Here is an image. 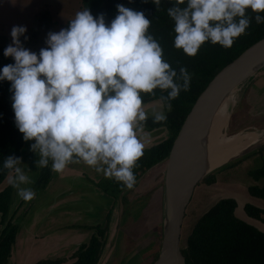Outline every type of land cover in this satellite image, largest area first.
Instances as JSON below:
<instances>
[{
  "label": "clouds",
  "instance_id": "1",
  "mask_svg": "<svg viewBox=\"0 0 264 264\" xmlns=\"http://www.w3.org/2000/svg\"><path fill=\"white\" fill-rule=\"evenodd\" d=\"M170 5L173 47L188 56L206 42L231 48L253 21L264 24V0H170ZM116 9L110 22L103 13L77 11L67 28L47 34L38 53L21 41L28 39L26 26L14 25L3 51L13 63L0 67V82H10L14 125L23 141L31 142L37 169L62 173L83 162L132 189L133 170L148 142L144 96L166 92L159 99L171 110L168 102L189 90L191 77L185 67L177 72L164 59L143 11L124 4ZM151 118L161 123L167 115L153 110ZM21 165V157L8 155L0 170H8L17 195L28 202L36 193L24 187L31 183V169Z\"/></svg>",
  "mask_w": 264,
  "mask_h": 264
},
{
  "label": "trees",
  "instance_id": "2",
  "mask_svg": "<svg viewBox=\"0 0 264 264\" xmlns=\"http://www.w3.org/2000/svg\"><path fill=\"white\" fill-rule=\"evenodd\" d=\"M82 3L83 9L88 8L94 16L103 13L106 22H110L117 14V4H124L130 9L143 11L146 17L151 19L149 32L161 44L164 59L177 72L180 67H185L191 77L189 90L181 91L176 99L168 102L171 104V110L168 109L167 103H164L167 120L153 123L152 118L149 117L145 123L150 129L167 128L168 136L159 144L145 149L144 156L133 170L137 183L151 168L168 158L179 130L199 94L223 65L264 37V24H256L253 21L245 34L234 41L231 48H223L219 44L206 42L195 56H188L182 50L173 47V21L167 15V8L171 6L170 0H161L158 8L151 0H82ZM249 15L254 16L255 13H249ZM4 48V46L0 47V67L13 63L12 58L3 56ZM40 49L33 50V52L38 53ZM9 87L10 82H0V168L8 155L21 157L25 146L22 134L14 125ZM161 95H166V92L161 93L157 90L154 96L145 95V103L158 99ZM252 154H260L263 157V164L249 171L253 182L247 189L251 196L264 201V147L250 155ZM245 157L224 165V167L237 164ZM8 176V170H0V188ZM49 176L50 172L45 168L38 180L39 185L46 183ZM200 183L208 186L217 183L215 172L208 174ZM95 185L114 199H119L121 194L128 190L114 179L105 177ZM12 196V185L0 189V213L3 223L6 225L8 222L0 236V264H11L12 248L17 234V226L8 219L13 202ZM237 208V199L224 197L216 201L197 219L182 248L186 264H264V232L240 218L237 215ZM243 210L249 217L264 222V207L245 203ZM111 211L108 213L105 225L89 227L95 232L91 239L75 252L76 261L70 264H99L109 239ZM64 263L66 264L65 259H44L35 264Z\"/></svg>",
  "mask_w": 264,
  "mask_h": 264
},
{
  "label": "rangeland",
  "instance_id": "3",
  "mask_svg": "<svg viewBox=\"0 0 264 264\" xmlns=\"http://www.w3.org/2000/svg\"><path fill=\"white\" fill-rule=\"evenodd\" d=\"M80 10H83L82 0H0V47L11 44L10 30L14 25H23L27 28L26 35L28 36L26 41L21 37L24 46L31 51L44 48L46 47L47 34L66 28L69 20ZM45 15H47L46 18H44ZM257 78H264V76L260 75ZM257 78L246 82L239 90L229 124L225 130L223 129L224 134L229 135V133L237 130L248 131L255 127H264V119L260 118V115L264 114V82L260 83L261 81H257ZM161 109V107H156L153 110ZM164 111H166L165 104ZM159 134L163 135L160 138L167 135L162 128L151 130L149 135L154 137ZM30 143L25 142L24 149ZM21 158V166L23 167L24 159L26 160L25 151ZM32 159L34 163L25 166V168L31 169L28 171L31 183L24 187L34 190L36 193L35 198L26 202L24 207H13L18 201L16 199V189L11 205L12 211L14 210L15 213L21 212L20 216H24L28 208L35 209L32 211L33 215L31 217L28 215L24 217L26 225L29 223L43 226L62 225V221L74 226H81L86 221L93 222L95 225L104 224L108 213L113 209L110 216L112 225L108 243L99 264H132L149 252L152 246L161 238L166 163L159 164L149 170L132 189L126 190L119 199L115 200L102 190L95 189L96 185L94 188V184L90 186L83 178L81 180L76 179L73 182L70 180L74 189L72 194L65 191L60 193L59 189L56 190L58 184H54L59 183V181H54L48 189L41 192L36 189V185L42 169H37L35 166V161L38 159L35 153ZM262 164L263 157L260 154H252L237 164L227 167L222 166L214 170L213 172H215L217 178L216 185L208 186L205 183L197 185L186 210L182 246L186 244V239L197 219L216 201L224 197L237 199L242 205L237 215L264 232V222L249 217L243 210L245 203L264 206V201L251 196L247 189L249 184L253 182L249 171L259 168ZM52 174H54L52 180L56 177V174L60 178L59 173L52 172ZM101 178L102 176L98 181ZM5 186L2 185L0 189L2 190ZM92 189L97 190V192H91ZM76 193L83 194L77 197L74 202L70 201L71 198L68 199L70 213L68 215L64 214L62 202H59V200ZM64 257L69 262L75 261L73 254Z\"/></svg>",
  "mask_w": 264,
  "mask_h": 264
},
{
  "label": "water",
  "instance_id": "4",
  "mask_svg": "<svg viewBox=\"0 0 264 264\" xmlns=\"http://www.w3.org/2000/svg\"><path fill=\"white\" fill-rule=\"evenodd\" d=\"M263 70L264 37L223 65L199 94L179 130L168 158L159 163H166L161 238L149 252L132 264H186V258L182 252L183 223L197 185L214 170L264 147V137H262L257 142L233 153L226 160L212 164L210 156L211 128L224 99L235 88L240 87L239 90H241L246 82L255 78ZM145 104L149 117L156 107H161L164 111V103L159 98ZM228 124L229 121L226 127ZM159 128L166 132L165 127ZM261 130L264 128L255 127L249 131ZM241 132L243 130H237L229 135L235 136ZM160 142H162L160 139L150 142L147 147Z\"/></svg>",
  "mask_w": 264,
  "mask_h": 264
},
{
  "label": "crops",
  "instance_id": "5",
  "mask_svg": "<svg viewBox=\"0 0 264 264\" xmlns=\"http://www.w3.org/2000/svg\"><path fill=\"white\" fill-rule=\"evenodd\" d=\"M264 71V70H263ZM262 71V72H263ZM260 72L255 78L260 75L264 76V72ZM253 78V79H255ZM252 79V80H253ZM260 80L264 82V78H257V81ZM255 81V80H254ZM260 118L264 119V114L260 115ZM147 133V146L150 144V142H155L158 139L162 140L166 137L160 138L163 136L162 134H159L154 137H150V131L145 130ZM153 132V131H152ZM167 132V131H166ZM146 146V147H147ZM25 151V157L23 162V167L32 165L34 163V160L29 158L28 153L29 149H24ZM28 157V158H27ZM55 173V172H54ZM54 175V174H53ZM52 175V178H53ZM60 178H58V174H56V177L52 180L49 187L54 181H59V183H56L54 185H57V189H59L60 193L65 191L68 194H72V191H74L73 187L71 186V183L81 178L85 179L86 182L91 186L93 185V188L95 186L96 181L103 175L102 173H97L93 168L88 167L83 162L77 163V164H70L67 166V168L64 170V172L59 173ZM9 179V178H8ZM72 180V182H70ZM215 183L214 185H216ZM3 185H7V181L3 183ZM213 185V186H214ZM95 189L101 190L98 187L95 186ZM97 190L92 189L91 192L94 193V191L97 192ZM196 190V189H195ZM88 193V192H87ZM83 193H76L75 195H70L64 197L62 200H59V202H62V208L64 209V214H69L70 210L68 208L69 200L71 198V202H74L77 197H80ZM241 204L238 202V208L237 212L241 208ZM260 207H264L261 206ZM23 228L19 231L17 235V243L13 247L12 256H11V264H34L36 261L42 259V258H48V257H64L66 255L72 254L77 246L83 242L84 240H87L88 237L91 235L87 230L83 228H64V230H51L52 226L49 228L44 229L42 225H22Z\"/></svg>",
  "mask_w": 264,
  "mask_h": 264
},
{
  "label": "bare ground",
  "instance_id": "6",
  "mask_svg": "<svg viewBox=\"0 0 264 264\" xmlns=\"http://www.w3.org/2000/svg\"><path fill=\"white\" fill-rule=\"evenodd\" d=\"M239 88L240 87L235 88V90L230 92L224 99L211 128L210 156L213 161L212 164H214V162L223 161L224 159L226 160L233 155V153L244 149L248 145L264 137V130L254 132L244 130L235 136L223 133V129L225 130L229 121L234 104L237 102Z\"/></svg>",
  "mask_w": 264,
  "mask_h": 264
},
{
  "label": "flooded vegetation",
  "instance_id": "7",
  "mask_svg": "<svg viewBox=\"0 0 264 264\" xmlns=\"http://www.w3.org/2000/svg\"><path fill=\"white\" fill-rule=\"evenodd\" d=\"M156 128H159V127H156ZM153 129H155V128H152V129H150V128H148V126H146L145 125V130H148V131H150V130H153ZM166 133H167V135H168V130H167V128H166ZM167 135H166V138L165 139H167ZM165 139H162V141H164ZM159 144V143H158ZM154 145H157V144H154ZM153 145V146H154ZM152 147V146H151ZM147 148H150V147H146L145 149H147ZM24 149V148H23ZM26 149H29V146L28 147H26ZM24 153V151H22V154ZM22 154H21V157H22ZM34 155V153L33 152H31V151H29V153H28V156H29V158H31L32 156ZM28 158V157H27ZM48 169V171L50 172V176H49V178H48V180H47V182L46 183H44V184H40L39 185V183H37V185H36V189H38L39 191H41V192H43V191H45L46 189H48V187H49V185H50V182H51V178H52V171L50 170V167L49 168H47ZM45 170V168H42V171H41V173H40V176H41V174H42V172ZM40 176H39V179H40ZM9 177V176H8ZM8 177H7V179H6V181H7V185L6 186H8V185H11V183L10 182H8L9 181V179H8ZM104 176L102 175V178H103ZM101 178V179H102ZM38 179V180H39ZM12 189H13V196H14V192H15V190H16V188H14L13 186H12ZM17 195V194H16ZM12 196V197H13ZM13 199V198H12ZM16 199H18V201L13 205V207H15V206H17V207H19V206H21V207H24L25 205H26V202L24 201V200H22L18 195L16 196ZM116 200V199H115ZM13 203V202H12ZM12 205V204H11ZM63 207V206H62ZM32 208H28V210H27V213L23 216H20L21 215V212L19 211L18 213H15L14 212V210L12 211V209L10 208V212H9V220L11 221V223L12 224H14V225H16L17 226V234H16V239H15V242H14V244H13V247H14V245L17 243V235H18V233H19V231L21 230V228H23L22 227V225H26L25 223H24V217H27V215L29 216V217H31L32 215H33V210H35V209H33V210H31ZM113 210V209H112ZM0 216H1V222H0V236H1V234L3 233V231L5 230V228L7 227V223H6V225L3 223L4 221H3V217H2V214L0 213ZM108 216V215H107ZM8 221V220H7ZM59 223V222H58ZM106 223V222H105ZM105 223L103 224V223H99V224H97V225H105ZM2 224V225H1ZM30 224H32V223H29V224H27V225H30ZM85 224V225H84ZM84 224H81V226H74V225H70L69 223H67L66 221H62V225H42L43 226V228L44 229H46V228H49V227H51L52 226V229L51 230H53V228H54V230H57V229H59V230H64V228H83V229H85V230H87L89 233H91V235H90V238H88L87 240H84L83 242H81L78 246H77V248L75 249V251L72 253L73 255H75V252L79 249V247L82 245V244H84V243H86V242H88L90 239H91V237H92V235H93V233L95 232L94 230H90V228L89 227H94V226H96L95 224H93V222H85ZM111 225H112V220H110L109 221V233H110V229H111ZM89 228V229H88ZM12 251H13V248H12ZM44 259H51V260H55V259H65V257H57V258H53L52 256L51 257H48V258H42V259H40V260H44ZM75 259V258H74ZM40 260H38V261H40ZM38 261H36V262H38ZM65 261L67 262L66 264H70V263H73V262H69V261H67L66 259H65ZM75 261H76V259H75ZM35 262V263H36ZM34 263V264H35Z\"/></svg>",
  "mask_w": 264,
  "mask_h": 264
}]
</instances>
